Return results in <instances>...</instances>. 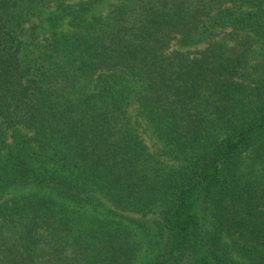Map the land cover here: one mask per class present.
Here are the masks:
<instances>
[{"label": "trees", "instance_id": "16d2710c", "mask_svg": "<svg viewBox=\"0 0 264 264\" xmlns=\"http://www.w3.org/2000/svg\"><path fill=\"white\" fill-rule=\"evenodd\" d=\"M108 1L0 0V264H264V0Z\"/></svg>", "mask_w": 264, "mask_h": 264}, {"label": "rangeland", "instance_id": "374dc122", "mask_svg": "<svg viewBox=\"0 0 264 264\" xmlns=\"http://www.w3.org/2000/svg\"><path fill=\"white\" fill-rule=\"evenodd\" d=\"M120 1H122V0H109L107 2V4H106V7L104 8L105 12H107L114 4H116V3L120 2ZM205 46H206V44L203 43V44L191 46V47H188V48L185 47V48H182V49L195 50V49H202ZM174 47L175 48H181L179 44H175ZM131 111L134 114L135 119L139 121V130H140L141 136L145 140V142H146L147 146L149 147L150 151L155 153V154H157V155H159L160 158H164L165 157L164 153H163L164 152V144L159 139L157 134L155 133L153 127L139 113L136 105L131 107ZM15 193L16 192H12L9 195H7L6 197H10V196H12ZM108 205H109V207L112 208L111 204H108ZM92 213L94 215L101 216V217H105L107 215V213H104L101 210L93 211ZM124 214L129 216V217L137 218V219L146 218L145 215L142 214V213L126 212ZM209 214H210V212H209ZM99 222L100 221H95L94 223H96V225H98ZM123 224H125V226H128V227H134L135 230H136V228H138L137 224H135V223H133L131 221H124ZM138 230H140V229L138 228ZM132 238H133V240L137 241L141 245V249L138 250V254L135 257V263L134 264H144L145 261L148 259V252H147V249H146L144 235H143V233H141V231H139V232H136L135 235H132Z\"/></svg>", "mask_w": 264, "mask_h": 264}]
</instances>
